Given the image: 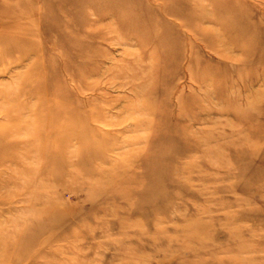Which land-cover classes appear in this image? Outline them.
I'll return each instance as SVG.
<instances>
[{"label":"rangeland","instance_id":"rangeland-1","mask_svg":"<svg viewBox=\"0 0 264 264\" xmlns=\"http://www.w3.org/2000/svg\"><path fill=\"white\" fill-rule=\"evenodd\" d=\"M74 1L0 0L1 42L38 45L17 62L0 63V264H264V172L232 160L228 167L215 164L219 146L229 144L222 152L228 162L235 144L246 146L237 143L238 131L251 132L227 113L226 94L236 96L241 111L248 103L264 105V69L225 59L220 50L240 52L216 35L222 21L248 20L255 28L247 38L264 41V0L161 1L176 4L178 13L160 0H132L157 24L131 37L136 23L122 26L120 15L104 10L97 25L106 40L90 39L96 56L64 49L71 44L67 34L88 41L77 22L68 30L61 20ZM124 1L117 12H127ZM192 4L200 14L195 20ZM72 11L87 26L95 19L90 8L85 17L82 8ZM39 17L41 29L34 25ZM117 25L128 35L108 32ZM202 31L210 32L212 45ZM35 62L39 72L21 89L41 85L42 95L6 102L2 91L18 86L16 76ZM216 65L226 76L244 68L243 80L232 75L221 103L206 98L208 88L197 80ZM62 92L67 102H45ZM175 130L186 143L175 164L189 172L174 166L175 179L156 180L149 157L155 149L174 151L164 138ZM210 131L224 134L207 139ZM198 162L206 173L187 168Z\"/></svg>","mask_w":264,"mask_h":264},{"label":"bare ground","instance_id":"bare-ground-1","mask_svg":"<svg viewBox=\"0 0 264 264\" xmlns=\"http://www.w3.org/2000/svg\"><path fill=\"white\" fill-rule=\"evenodd\" d=\"M119 0H75L74 2L70 3L69 5L65 4V7L67 9L68 12H65V15H60L61 20H64L63 24H66V26L64 28L71 30L74 28V23L77 22V25H79L77 27L78 30L82 31L85 35V38L88 39V41H84V39H80L77 37H72V36H68L69 34L65 35L68 37V41L71 43L69 45H66L67 47H65L64 49L68 52H71L72 50L75 51V49H82L85 52H89L94 55L95 52V48L93 47L94 44L92 40V38L94 37H98L101 40H106V36L105 33L107 31L103 30V28L99 27L97 25V21L104 19V17H102L101 13L105 10L107 12H111L114 14V16L116 15H120V19L121 22L120 24L123 26L126 23H136L134 24V27L132 30H129V36L131 37H136L139 36L142 32H144V30L146 29V27L148 25L150 26H155L157 24V20H152L153 24L151 25V22L148 20L149 19V12H146L144 10H137V7L139 8V6H142L138 3H134L132 2V0H126L124 2H126L125 4H130L128 6L127 12H117L118 10L115 8L116 4ZM163 0H160V2ZM174 2L176 0H173ZM179 2V1H176ZM196 1H193L192 3L194 4ZM103 3H107V5H103ZM180 3V2H179ZM162 5L165 6V8L167 9V11H174L176 9V4H163L161 2ZM192 4V6H189V10L188 11L189 14L191 15V17L195 19L199 18V12L195 11V6ZM133 5V7H132ZM106 6V7H104ZM73 8H82L81 12L82 15L85 17V9L90 8L92 11L89 15L94 16V21L91 22L92 24L90 26H87L85 24V22H82V20L78 19L79 17H76V12H73L72 9ZM176 11V10H175ZM174 13H178L175 12ZM212 16L215 17V15L211 14L210 17ZM43 19V18H42ZM80 20V21H79ZM194 20L192 21V25H194V28L196 30H198V25H195L196 23L194 22ZM44 19L41 20V17H39L37 19V21H34V25L36 27H38L37 29H41V24L43 23ZM189 21V20H188ZM147 23V24H146ZM190 25V24H189ZM63 26V25H62ZM117 26H112L110 28V30L108 32L110 33H115L116 36L118 35H122V36H127L123 31V28ZM222 30H218L217 35H216V40H218V42H223L225 44H227V42H229V40H231L230 42L232 43V45L239 50L240 54L238 56H235L233 54H230V52L226 53L224 51H219V53L221 55H223L225 57V59H229V60H233V62L235 64H240L242 66H244V68L246 67H250L253 70H259V69H264V41L261 39H252V38H247V32L252 29L253 27L255 28L254 24H250L248 20H245L243 22L241 21H222ZM83 28V29H82ZM46 28H43V30ZM143 31H142V30ZM193 29V30H195ZM195 30V31H196ZM193 31V32H195ZM204 36H205V40L208 41V43L210 45L213 44L212 39H209V35L208 31L204 32ZM163 36V35H162ZM3 40L0 39V63H3L5 60H9L12 58H17L15 60H11L13 62H17L19 61V58L21 56H26V54L29 55V53L31 52H35L37 51L36 47L38 46L36 43L34 42H27V40L25 42L21 41V40H8L11 41L10 43H7L8 41H4L1 42ZM229 42V43H230ZM7 43V45H5ZM26 44V45H25ZM70 46V47H69ZM94 48V50H92ZM91 51H89V50ZM170 49V48H169ZM169 49L167 51H169ZM19 54V55H18ZM96 56V54L94 55ZM12 57V58H11ZM92 56H89L88 59H84L82 62L85 66L86 63L88 61H90V58ZM257 59H259V61L257 62ZM196 60V59H195ZM256 61V62H255ZM10 62V61H9ZM196 62V61H195ZM193 63L190 65V69L195 73V71L198 69V65H196V63ZM84 65L82 66V73H80V75L83 74V68ZM214 69H208V71L204 72L201 75H198V79L201 83L205 84L206 87L208 88L207 92H206V98L212 95H215L217 98V103H221L222 99L224 100V98L227 96V102H229L230 107H228L227 113H232L234 119L240 123V124H245V127H248L246 130L250 129L251 132L250 133H246L244 134H240L241 130L238 131V136H239V143L242 144H246V146L244 148L241 149H236V144L233 146L234 147V154L231 155L229 154V158L227 159V161H231L233 163L235 162H239L240 165H242V167H244L246 169V167H249L250 170L252 171L251 173H258V175L261 174V172H264V120L260 118V114H264V105H260V106H255L254 103H248L246 104V109L245 111H241V109H239L236 106V102H234L236 100V96H231L229 94H226L225 96V89L226 86L229 85V83L232 81V75H236L238 76V78L242 79L243 75L241 73V71L244 69L242 68L241 70H236L232 72L231 76H226V74H224L226 68L224 66L221 65H216L213 67ZM65 70L67 71H72V69H70L68 67V69L66 68ZM37 71V67H36V62L34 63V65L26 72V73H22V74H18L16 76V80L18 82V86L15 85L14 87L11 88L10 91L7 92H3L2 91V98L5 99L6 102H18L19 97H21L24 94H34V95H42L43 92V88L41 85L39 86H34V88L31 89H26L23 90L21 88L23 83H25V81H27V79L31 76H33ZM39 72V71H37ZM91 74V73H90ZM258 75L259 72L255 73V75ZM73 78L76 80V75H73ZM243 80V79H242ZM235 82V81H234ZM96 84V83H95ZM21 85V86H20ZM87 86H93L91 85V83H89ZM236 86V85H235ZM25 89V88H24ZM42 90V91H41ZM147 89H143L142 91H146ZM139 90L137 91V94L141 93ZM60 93H57V97H55V99L53 101H47L45 100V102H67L66 101V95H63V92L61 93V99H60ZM256 97V95L254 94V98ZM261 97L258 96L257 98ZM194 98V97H193ZM192 99V96H191ZM234 99V100H233ZM193 100V99H192ZM195 100V99H194ZM196 101V100H195ZM41 102V101H40ZM181 102H190L188 101V98H182ZM18 112H20V110H18ZM98 115V114H97ZM143 120V119H142ZM141 119H134V123L137 125H143L145 126V128H148L149 123L146 122V120L142 121ZM234 130V129H232ZM171 134H169L168 136H166L164 138V142L165 144L168 145H172L175 149L174 151H169L168 152H164L162 150H157L155 149L154 154L151 155L149 158V161L151 162V167L153 169H155L154 174V179L158 180L159 177L162 175L166 178H168V180L171 179H175L174 176V171H173V167L176 166L175 163H177V157H175V153L180 152L183 148H185L186 143L181 140L180 138V132H178V130H175L174 133L172 134V131H170ZM227 133V132H225ZM224 134V132L222 133H218L215 134V132L210 131L209 133L207 132V134L205 135L207 137V139H211V138H218L219 136H222ZM190 143H194L193 140ZM189 143V144H190ZM167 145V146H168ZM188 145V144H187ZM198 145V144H195ZM226 147L229 148V144L226 146H219L215 152V164L218 167H228L226 165H229L228 162L223 161V157L222 156V152L223 149ZM206 150H207V155H210V152L212 151V148L210 146H208V144L206 145ZM205 150V151H206ZM204 152V150H203ZM217 158V159H216ZM176 159V160H175ZM257 160V161H256ZM212 163V162H210ZM257 163V164H256ZM182 164L179 165V163L177 164L176 168H180L181 172L180 174H188L189 171L186 170L185 166H181ZM231 165V164H230ZM200 167L201 169L204 168L203 170H199L201 172H205L206 173V169L207 166H202L201 163H194L191 166H187V168H195V167ZM232 166V165H231ZM213 167V166H211ZM209 167V169L211 168ZM229 171L230 168H228ZM232 172V171H231ZM164 174V175H163ZM163 177V178H164ZM189 178V177H188ZM22 179V178H21ZM174 181H178V179L174 180ZM187 182V181H186ZM181 183H183V181H181ZM184 184H187L184 182ZM188 185V184H187ZM190 193V192H188ZM187 193V194H188ZM203 192L201 191L200 194H202ZM199 194V195H200Z\"/></svg>","mask_w":264,"mask_h":264}]
</instances>
